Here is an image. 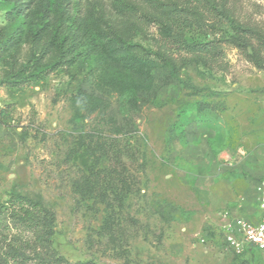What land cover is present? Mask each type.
<instances>
[{
  "label": "rangeland",
  "instance_id": "374dc122",
  "mask_svg": "<svg viewBox=\"0 0 264 264\" xmlns=\"http://www.w3.org/2000/svg\"><path fill=\"white\" fill-rule=\"evenodd\" d=\"M155 1L0 0V201L16 191L52 211L59 264H264V251L197 239L235 207L209 186L250 178L256 206L264 66L229 41L223 58L165 65L148 54L160 36ZM193 2L188 41L210 38L212 20L226 36L264 30V0H219L211 16ZM64 41L72 51L59 66ZM134 46L155 63L142 77L126 65Z\"/></svg>",
  "mask_w": 264,
  "mask_h": 264
},
{
  "label": "trees",
  "instance_id": "16d2710c",
  "mask_svg": "<svg viewBox=\"0 0 264 264\" xmlns=\"http://www.w3.org/2000/svg\"><path fill=\"white\" fill-rule=\"evenodd\" d=\"M194 0H156L153 4L158 10L154 21L158 24L160 36L154 40V51H148L160 57L165 65L173 69L178 65L177 58L182 65L186 64V57H194L207 64L223 58L222 44L229 41L233 46L248 53V57L258 66H264V30L258 27L234 28L233 34L218 33L216 22L203 25L214 29L210 38L204 41H188L183 37L182 29L185 28L189 16L199 14ZM210 8L209 16L213 15L219 0H202ZM200 4V3H199ZM207 21V20H206ZM133 27V26H132ZM131 31V30H130ZM129 31V32H130ZM218 33V34H217ZM88 44L93 38L84 35ZM137 48V46H134ZM72 51V43L64 41L60 46V57L57 65L64 63V58ZM142 48L136 49V54L126 58L128 70L145 76L155 67L148 54L140 53ZM98 53L95 66L105 78L112 75L109 71L107 56ZM97 60V61H96ZM110 74V75H109ZM113 83L116 79L113 78ZM5 118L0 110V122ZM54 215L40 201L34 200L20 192L11 191L8 198L0 201V264H59L52 249ZM257 251V250H255ZM253 249L246 253L253 254Z\"/></svg>",
  "mask_w": 264,
  "mask_h": 264
},
{
  "label": "built area",
  "instance_id": "2783aa9c",
  "mask_svg": "<svg viewBox=\"0 0 264 264\" xmlns=\"http://www.w3.org/2000/svg\"><path fill=\"white\" fill-rule=\"evenodd\" d=\"M264 110V107H263ZM257 211L253 217L234 216L230 210L219 212V221L197 236L200 243L217 242L227 251L240 255L250 250L264 251V170L255 183Z\"/></svg>",
  "mask_w": 264,
  "mask_h": 264
},
{
  "label": "crops",
  "instance_id": "0c3cea01",
  "mask_svg": "<svg viewBox=\"0 0 264 264\" xmlns=\"http://www.w3.org/2000/svg\"><path fill=\"white\" fill-rule=\"evenodd\" d=\"M220 171L223 172L222 169ZM222 172H221V174H222ZM222 176H225V174H222ZM222 176L219 178V180L220 179L224 180ZM249 179L244 180V182H246V184L241 186V185H237L234 183L236 179L225 178L224 181H221V186L217 185L216 188H214L212 185L209 186L208 189L210 191L208 192V195H210L211 198H214L218 201H224V200L229 201V200H231L235 206L232 209L234 216L253 217L256 215V211H257V200H256L255 208L253 210H250V207H252L251 206L252 202L247 198V194H248L249 189H246V190L244 189V187L250 188V185H249L250 180ZM254 184L255 183H253V185H251V188L254 189V192H255V185ZM219 212L217 213L218 220L217 221L216 220L209 221L210 224L219 221Z\"/></svg>",
  "mask_w": 264,
  "mask_h": 264
}]
</instances>
